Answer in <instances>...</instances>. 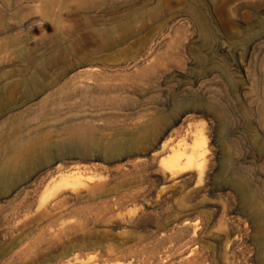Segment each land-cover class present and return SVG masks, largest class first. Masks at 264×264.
Returning <instances> with one entry per match:
<instances>
[{
	"label": "rangeland",
	"instance_id": "374dc122",
	"mask_svg": "<svg viewBox=\"0 0 264 264\" xmlns=\"http://www.w3.org/2000/svg\"><path fill=\"white\" fill-rule=\"evenodd\" d=\"M90 101L126 125L110 137L153 121L155 145L56 157L0 194V264H264V0H0V148L69 144ZM195 135L197 168L151 156Z\"/></svg>",
	"mask_w": 264,
	"mask_h": 264
},
{
	"label": "bare ground",
	"instance_id": "6f19581e",
	"mask_svg": "<svg viewBox=\"0 0 264 264\" xmlns=\"http://www.w3.org/2000/svg\"><path fill=\"white\" fill-rule=\"evenodd\" d=\"M51 17H52V14L48 13L47 16L45 15V18L47 19L44 18V20L50 21ZM77 67H87L83 69H90V68L96 69L97 68V66L92 65V64L91 65L79 64L78 66H76V68ZM93 74H94L93 70H84L81 74H74L73 76L70 77V79L74 80L75 81L74 84H76L77 83L76 79L81 78V77L90 79V78H93L92 77ZM79 83H81L83 87L80 85V86H76L75 88H78V90L80 91H82L83 89H88L91 86L90 83L87 81L82 82V80H80ZM85 105L87 107L82 108ZM105 109L106 108L102 107V104L96 103L94 101L86 102L84 104L78 103L76 105V111L74 112V114H71L72 118L69 120V121H74L75 124L73 127L67 129V136H68V139L71 141L69 144H66L64 142L59 143L57 148L46 147V148H43L44 150L41 148V151L36 148L34 149L33 147H30V146L26 148H22L21 146L20 148L19 145L21 142L25 141V137L22 136L20 137V139L14 138L13 140L11 139L13 137L10 136V139H11L10 140L11 143L9 142L10 145L5 148H0V194L8 193L13 188L14 190H11L12 193L17 191L21 187L22 185L21 183H23V181L35 169L45 165L50 160H53L56 157L61 158L64 155L66 156V155H74V154L80 155V150H87L91 154H89L85 158L82 157L83 160H87L89 159V157L93 156V152L98 149L106 150L110 154H113L114 157H116V156H121L123 154H128V153L130 154L131 151H137L140 149H144L141 146L143 142H148L150 144H153V146L155 145L154 143L157 141L158 137L156 136V133L154 132V129H153L155 128V123L153 121L145 122L144 124L140 125V127H137V125H133L130 128V132L128 136L124 138L117 136V134L114 135L113 137H110L109 134L107 133L109 129H115L116 132H119L120 130H123L124 126L126 125L123 122L118 121L115 123L116 125L112 127L111 124L106 123V120H105L106 116L103 113V110ZM79 129L88 130L92 134V136L88 138L87 141H84V142L78 141L79 139L77 138L75 131ZM5 139H7L6 136H4V140ZM202 148H203V141L197 135L189 137V138L185 136V137H182L180 139H175V140H172L171 136H168L164 141L161 142L158 149L153 150L151 156L153 157V159H155L158 157L160 152H168V151L173 152L172 156L168 157V159L164 161V165H165V168L169 172L175 175V173L188 171V170L201 166L202 156L204 154ZM83 168L88 171L91 168L96 169V166L89 165ZM78 169H81V167H79ZM38 174L39 173L34 175V178ZM30 180H28V182ZM28 182H26L25 184H27ZM81 183H82V179L80 180V179L69 178V179L64 180L62 182V185L68 188H71V189H77L81 185ZM2 187L3 188L5 187V189H3ZM104 192H105L104 185H94L90 187L89 189V193L92 194L93 196H97L98 194L102 195ZM200 202L202 201L200 200ZM176 224H181L185 228H187V230H190L192 227L194 228V226L196 225V222H194L193 220L192 221H183V220L181 221L180 220ZM195 258L192 259V258H189V256H187L185 260H187L189 264H207L204 262V259H202V261H199ZM112 264H124V263L114 262Z\"/></svg>",
	"mask_w": 264,
	"mask_h": 264
}]
</instances>
